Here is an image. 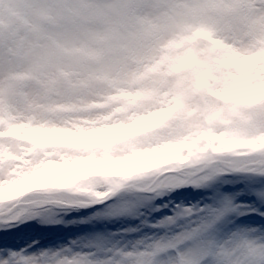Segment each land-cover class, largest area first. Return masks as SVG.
<instances>
[{"label":"snow or ice","instance_id":"snow-or-ice-1","mask_svg":"<svg viewBox=\"0 0 264 264\" xmlns=\"http://www.w3.org/2000/svg\"><path fill=\"white\" fill-rule=\"evenodd\" d=\"M261 93L264 0H0V237L138 221L0 264H264Z\"/></svg>","mask_w":264,"mask_h":264},{"label":"rangeland","instance_id":"rangeland-1","mask_svg":"<svg viewBox=\"0 0 264 264\" xmlns=\"http://www.w3.org/2000/svg\"><path fill=\"white\" fill-rule=\"evenodd\" d=\"M103 81H99L96 87H101ZM264 95V93H261ZM120 98L116 96L109 97L104 103L91 104V109H105L108 106L116 103ZM73 110V109H69ZM41 135H47L51 137L53 141H63L71 143H88L94 140L103 139L100 134H94L91 136H80L75 134H53V133H41ZM231 187V186H226ZM200 190L191 188L177 189L176 192L171 193L170 197L166 199L170 200L171 204H189L195 203L199 197L197 192ZM83 211V210H81ZM165 211H167L165 209ZM82 218L80 212L60 213L56 218L49 216H40L35 219H28L25 222L13 227L9 226L8 230L12 233L11 236L0 237V246H10L16 249H27L29 253L40 252L42 250H56L61 247H65L70 241L77 238H86L95 235L98 232L107 230L108 232H116L128 227H136L138 221L134 220H117V221H95L88 223H79ZM56 219L63 222L57 223ZM77 221L71 223L70 221ZM255 222V221H253ZM140 232L151 235V231L145 225L141 227ZM135 235V234H134Z\"/></svg>","mask_w":264,"mask_h":264}]
</instances>
